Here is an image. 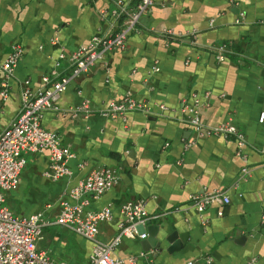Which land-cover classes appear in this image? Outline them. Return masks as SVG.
Listing matches in <instances>:
<instances>
[{"label": "crops", "instance_id": "0c3cea01", "mask_svg": "<svg viewBox=\"0 0 264 264\" xmlns=\"http://www.w3.org/2000/svg\"><path fill=\"white\" fill-rule=\"evenodd\" d=\"M134 5L138 0H129ZM114 0H0V63L12 44L23 53L9 77V94L0 96V130L21 110L22 84L43 85L59 52L88 41L104 23L99 9ZM172 28L179 36L168 35ZM227 41L222 60L213 45ZM215 55V54H214ZM130 90L152 108L129 110L124 117L97 112ZM88 98L87 116L73 107ZM205 124L231 119L245 135L239 147L232 136L200 133L186 120L183 101L192 103ZM162 104L163 106H160ZM58 109L41 115L44 128L56 131L70 149V172L50 178L47 150L27 152L15 188L5 192L14 213L45 208L37 245L52 259L85 264L92 241L55 221L58 200L92 168L115 165L119 180L97 197H88L83 213L109 205L113 218L99 222V237L117 232L119 206L142 198L149 214L145 237L124 236L114 253L126 256L142 247L152 261L136 264H264V0H153L124 46L72 79L57 99ZM247 170L243 171L242 168ZM221 189L227 203H211L199 214L175 206L188 195ZM222 209L223 213L218 214ZM204 219V220H203ZM176 233L173 243L156 245L157 236ZM128 264V263H124Z\"/></svg>", "mask_w": 264, "mask_h": 264}, {"label": "built area", "instance_id": "2783aa9c", "mask_svg": "<svg viewBox=\"0 0 264 264\" xmlns=\"http://www.w3.org/2000/svg\"><path fill=\"white\" fill-rule=\"evenodd\" d=\"M153 3V0H138L130 5L129 0H114L112 7H101L99 13L104 21L89 37L88 41L78 45L70 52L64 50L58 36L52 42L59 44V52L49 74L41 77L43 85L32 88L28 81L22 84L21 110L19 114L2 130H0V264H69L66 260H54L46 248L39 247L37 240L42 234L44 225L49 220L44 217L45 208L28 214L14 213L5 203V192L15 188L19 181L20 171L26 163L25 154L39 150H47L49 168L45 171L50 178H58L70 172L67 159L71 156L70 149L61 142L59 134L46 129L41 124V115L47 109L57 110V99L72 79L87 72L96 62L104 61L107 52L125 45L128 34L135 29L140 15ZM163 32L179 36L180 34L165 28ZM215 57L222 60L230 50L227 41L213 45ZM23 53L20 43L12 44L0 63V96L2 99L9 94V77L14 66ZM195 99L192 103L183 101L182 110L186 120L200 133L232 136L237 145L244 144V132L231 120L217 124H205L196 109ZM160 106H163L160 104ZM93 109L88 98L81 99L72 109L74 114L83 113L87 116ZM129 110H140L149 114L151 106L137 98L130 90L121 98H113L106 106L97 110L109 117H124ZM258 120L264 121V110L258 114ZM243 171L247 168L243 167ZM119 180V170L115 165H100L92 168L82 179L70 186L59 198V209L55 221L69 230L76 232L92 241L91 252L85 264H136L140 259L152 261L151 250L139 249L137 252L121 256L114 253L124 236L143 238L146 236L147 221L160 215L149 214L142 198L126 201L119 206L117 232L108 240L99 237V222L113 218L109 205L89 213H83V206L88 197H97ZM228 195L221 189L192 192L188 195L187 205L175 206V209L188 208L203 213L211 203H227ZM220 209L218 214H222ZM204 220V219H203ZM252 257L248 264H254ZM211 259L206 258L210 264ZM188 260L185 264H192Z\"/></svg>", "mask_w": 264, "mask_h": 264}, {"label": "water", "instance_id": "95a60500", "mask_svg": "<svg viewBox=\"0 0 264 264\" xmlns=\"http://www.w3.org/2000/svg\"><path fill=\"white\" fill-rule=\"evenodd\" d=\"M212 58H215V55L212 54ZM146 240H149V236L145 237ZM178 237L176 236V233H171L166 235L164 238H161L160 236H157V240L155 242L156 245H160L161 243L165 241H169L170 243H173L175 240H177ZM143 249L149 248V247H142Z\"/></svg>", "mask_w": 264, "mask_h": 264}, {"label": "rangeland", "instance_id": "374dc122", "mask_svg": "<svg viewBox=\"0 0 264 264\" xmlns=\"http://www.w3.org/2000/svg\"><path fill=\"white\" fill-rule=\"evenodd\" d=\"M43 209V208H42Z\"/></svg>", "mask_w": 264, "mask_h": 264}]
</instances>
